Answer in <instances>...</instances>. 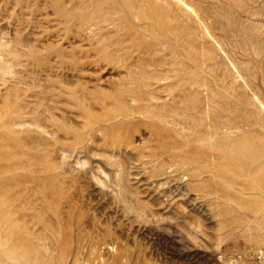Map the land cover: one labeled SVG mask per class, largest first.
I'll list each match as a JSON object with an SVG mask.
<instances>
[{
  "label": "rangeland",
  "instance_id": "obj_1",
  "mask_svg": "<svg viewBox=\"0 0 264 264\" xmlns=\"http://www.w3.org/2000/svg\"><path fill=\"white\" fill-rule=\"evenodd\" d=\"M263 116L264 0H0V264L264 249Z\"/></svg>",
  "mask_w": 264,
  "mask_h": 264
},
{
  "label": "bare ground",
  "instance_id": "obj_2",
  "mask_svg": "<svg viewBox=\"0 0 264 264\" xmlns=\"http://www.w3.org/2000/svg\"><path fill=\"white\" fill-rule=\"evenodd\" d=\"M155 1V0H154ZM163 1H166V0H163ZM168 1V0H167ZM181 2V1H180ZM165 3V2H164ZM137 4V3H136ZM136 4H134V5H136ZM167 4V3H166ZM181 4V3H180ZM182 4L184 5V3L182 2ZM191 4V3H190ZM136 6H138V5H136ZM185 6V5H184ZM242 6V5H241ZM133 7V6H132ZM182 7V6H181ZM186 7V6H185ZM187 7H188V5H187ZM189 8V7H188ZM187 8V9H188ZM191 9L193 8V7H190ZM180 9V8H179ZM181 10V9H180ZM183 10V9H182ZM198 10V9H197ZM142 11V10H141ZM184 12V11H183ZM192 12H193V10H192ZM191 12V13H192ZM193 13H195V12H193ZM200 13V12H199ZM196 18H198L196 15H194ZM201 16H202V14H201ZM178 17V16H177ZM186 17V16H185ZM168 18H171V17H168ZM175 18H176V16H175ZM172 19H174V17L173 18H171V20ZM181 20V19H180ZM190 20V19H189ZM195 20V19H194ZM179 21V20H178ZM177 23V22H176ZM203 25V24H202ZM198 26H199V24H198ZM204 26V25H203ZM200 27V26H199ZM201 28H203V27H201ZM178 29V28H177ZM180 32V31H179ZM210 33V32H209ZM200 35V34H199ZM202 36V35H201ZM211 36V35H210ZM186 37V36H185ZM193 37V36H192ZM183 39V38H182ZM187 41V40H186ZM191 41V40H190ZM215 46V45H214ZM202 48V47H201ZM200 48V49H201ZM203 49V48H202ZM215 49V48H214ZM220 50V49H219ZM213 52V51H212ZM215 56V55H214ZM224 56V55H223ZM221 60V59H220ZM221 62V61H220ZM219 62V63H220ZM204 65V64H203ZM213 68V67H212ZM211 70V69H210ZM226 70H228V69H226ZM232 70V69H231ZM238 76V75H237ZM239 77V76H238ZM234 80V79H233ZM238 80V79H237ZM240 80H241V78H240ZM236 81V80H235ZM239 81V80H238ZM237 81V82H238ZM241 81H243V80H241ZM238 84V83H237ZM242 84V83H241ZM247 84V83H246ZM242 89V88H241ZM245 89V88H244ZM243 90V89H242ZM214 95V94H213ZM215 96L216 95H214V98H215ZM253 96V95H252ZM255 98V97H254ZM256 99V98H255ZM257 100V99H256ZM259 102V101H258ZM256 103V102H255ZM263 103V102H262ZM261 103V104H262ZM253 104V103H252ZM259 104H260V102H259ZM258 104V105H259ZM256 105V107H258V105L257 104H255ZM260 107H262L263 108V106H261V105H259ZM255 107V106H254ZM255 107V108H256ZM253 109V108H252ZM257 110V108L255 109V111ZM260 110V109H259ZM259 110H258V112H259ZM246 113V112H245ZM258 114V113H257ZM252 115V114H251ZM259 116H261V115H259ZM248 117H250V116H248ZM264 117V116H263ZM260 118V117H259ZM238 119V118H237ZM262 119V118H261ZM239 121H238V123H236V124H239V126L237 127V129L235 130V131H231V132H227L226 131V133H223V134H221L218 138H212V137H209V139H208V147H207V149H209L211 152L212 151H218V152H222V156L223 157H225V158H227L228 159V161H230V164H232V162L233 161H235V163L236 164H240V165H254V163L256 162V160H255V157H253V156H255V152L257 151V146H258V142H256V140L253 138V135L254 134H252L251 132H246V128H243V124H244V119H242V118H240V119H238ZM245 122H249V123H251L250 122V120L249 119H247L246 118V120H245ZM260 123V122H259ZM222 124V123H221ZM253 125V124H252ZM259 126V125H258ZM263 128H264V126H263ZM248 129V128H247ZM258 131V130H257ZM214 133H216V132H214ZM256 135H257V133H256ZM210 136V135H209ZM263 136V135H262ZM206 138H208V137H206ZM198 140V139H197ZM188 141V140H187ZM199 142V141H198ZM263 143V142H262ZM204 145V144H203ZM205 146V145H204ZM264 148V147H263ZM214 153H216V152H214ZM258 153L259 154H264V149H259L258 150ZM209 156V155H208ZM206 158H208L207 156H206ZM213 159H214V157H213ZM218 159H219V157H218ZM222 159V158H221ZM242 159H244V160H246L248 163H241L243 160ZM212 160V159H211ZM217 160V159H216ZM218 161V160H217ZM239 161V162H238ZM263 161V160H262ZM263 165V164H262ZM258 166H260V165H258ZM210 167H212V166H210ZM248 167V166H247ZM261 169V168H260ZM256 170H259V168L258 169H256ZM255 170V171H256ZM205 171V170H204ZM192 173V172H191ZM194 173V172H193ZM256 173V172H255ZM255 173H253V174H255ZM180 174V173H179ZM176 175V174H175ZM200 176V175H199ZM253 176V175H252ZM214 177V176H213ZM191 180V179H190ZM194 180V179H193ZM201 182V181H200ZM199 183V182H198ZM216 183V182H215ZM257 187V186H256ZM259 188H260V186H259ZM216 190V189H215ZM219 195H220V193H219ZM205 196V195H204ZM251 197V196H250ZM249 198V197H248ZM191 199V198H190ZM242 198H240V200H241ZM262 199V198H261ZM195 200V199H194ZM250 201V200H249ZM198 202V201H197ZM252 202V201H251ZM261 203V202H260ZM234 204V203H233ZM238 204H240V203H238ZM264 206V205H263ZM245 208V207H244ZM244 208H242L243 210H244ZM249 208V207H248ZM262 208H264V207H262ZM261 208V209H262ZM233 209V208H232ZM261 209H260V211H261ZM235 210H236V208H235ZM246 210H249V209H245V212H246ZM251 210V209H250ZM242 211V210H241ZM238 212V211H237ZM254 213H255V211H254ZM258 213V212H257ZM264 213V212H263ZM239 214V213H238ZM262 216H263V214H262ZM261 216V217H262ZM260 217V216H259ZM254 219V218H253ZM260 221V220H259ZM262 221V220H261ZM251 223V222H250ZM262 223V222H261ZM252 224V223H251ZM254 225H256V223L254 224ZM258 225H260V224H258ZM258 227H260V226H258ZM260 229V228H259ZM248 230V229H247ZM250 230H251V228H250ZM254 230V229H253ZM252 230V231H253ZM260 232V231H259ZM261 232H262V230H261ZM248 244V243H247ZM249 245H247V247H248Z\"/></svg>",
  "mask_w": 264,
  "mask_h": 264
},
{
  "label": "built area",
  "instance_id": "obj_3",
  "mask_svg": "<svg viewBox=\"0 0 264 264\" xmlns=\"http://www.w3.org/2000/svg\"><path fill=\"white\" fill-rule=\"evenodd\" d=\"M227 264H264V249L253 253L231 255L227 258Z\"/></svg>",
  "mask_w": 264,
  "mask_h": 264
}]
</instances>
